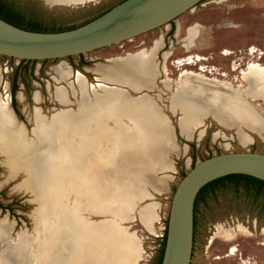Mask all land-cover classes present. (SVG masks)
<instances>
[{"label": "rangeland", "instance_id": "374dc122", "mask_svg": "<svg viewBox=\"0 0 264 264\" xmlns=\"http://www.w3.org/2000/svg\"><path fill=\"white\" fill-rule=\"evenodd\" d=\"M11 1L21 5L36 18L43 29L61 31L91 21L117 5L120 0H89L90 2L69 4V7L67 5L50 7L43 0ZM171 26L173 32H170ZM159 39L162 40V47L154 56L158 76L151 91L145 93L153 97L161 96V100L155 101L156 108L168 125L174 142L178 144L176 155L167 154L174 164L175 172L150 173L134 168L126 169L120 194L104 197L93 194L85 196L86 209L80 213L84 220L82 231L75 225L79 219L75 218L77 214L74 213H72L73 223L58 224V219L65 220L66 215L65 211L60 212L55 206L60 205L65 208L70 202L60 194L48 200L43 196L37 197L29 186L32 183L29 173L17 162L16 155L24 150L22 139L34 146L41 145L39 137L35 134V108L47 120L60 112L70 111L77 114V100L81 95L76 83V71L83 74L92 85L102 82L103 80L89 69H95L97 65H110V62H106L109 59L128 66L127 58L131 54L143 49L150 51ZM251 47L253 48L249 54L248 49ZM188 56L189 59H182ZM175 60L178 61L174 63ZM62 61L66 62L72 71L69 76L70 82L73 81L72 90H69L70 101L67 105L60 104L53 96L57 88L66 85L59 77L53 78L55 75L52 68ZM257 64L264 68V0H204L176 19L175 24L160 27L131 41L82 56H74L71 60H56L45 64L39 61L37 64H32L31 67H41V72L37 78H31L32 73L26 72L27 85L23 84L22 78L17 77L19 90L15 97V107L11 89L20 61L0 56L3 81V84H0V97L8 98L10 112L17 123V131L12 133L11 142L6 141L0 146V232H3L0 238V264H33V261L25 258L21 252L15 253L14 257H7L9 246L20 249L31 244L30 251L40 254L37 242L42 244L50 240L45 239L44 234L53 225L61 231L59 236L61 234L68 235L71 239H81V237L88 239L87 244L84 240L82 251L79 247L78 250L74 248L76 258L71 260V264H127L134 256L141 258L140 264H156L174 191L183 176L192 168V163L225 153L247 151L264 154V127L253 129L258 132V135H255L248 124L231 118H228L224 125L210 117L204 118L202 123L193 125L190 136L187 137L182 126L184 117L200 115L189 109L172 108L169 98L177 90V80L181 74L191 72L199 73L198 75L205 79L226 82L239 90L254 110L264 118V91L259 85V82L264 80V74L253 68ZM166 81L171 85L170 91L164 87L163 82ZM250 82H253L252 85ZM5 86L6 90H4ZM93 90V87H89L87 92L91 93ZM36 92L37 102L33 99ZM128 93L132 97L139 95L131 91ZM99 94L100 91L96 95ZM122 121L129 123L126 118ZM108 127H113L111 121L107 122ZM113 129L117 130L115 127ZM121 130L139 141V136L127 126L123 125ZM252 137L254 140L251 139ZM250 141L254 142L248 145ZM106 166L111 168V165ZM166 175L170 177H164ZM105 185L106 187L110 185V181L105 180ZM139 186L145 187L153 197L149 200L150 196L143 194ZM123 195L126 197H122ZM248 196L242 189L237 191L229 187L217 191L207 199L203 208V219L200 220L197 228L198 245L194 244L191 264H238L237 258L233 257L235 249H232L228 255L233 258L211 261L213 252L221 256L227 248L236 244L239 245L238 253L242 254L243 260L248 261L249 264H264V233L260 230L264 229V209L260 201L255 202ZM71 199L74 201L76 195L72 194ZM49 200H52L50 206L45 205ZM74 202L75 211L78 202ZM127 204L134 207L133 212L128 210L122 213V210H118L129 209ZM113 206L118 213L112 214ZM141 209L142 211L151 209L155 217V222L149 227L140 221ZM55 216L58 219H54ZM214 226L219 234H216L218 236L214 246L210 247L212 232L216 231ZM98 229L100 232L97 231ZM116 229L119 231L117 232ZM117 238L124 240L125 246H122ZM75 243L79 245L77 240ZM199 246L200 248L196 249ZM214 248L218 251H214ZM116 250L117 254H115ZM84 258L89 259L84 260Z\"/></svg>", "mask_w": 264, "mask_h": 264}, {"label": "bare ground", "instance_id": "6f19581e", "mask_svg": "<svg viewBox=\"0 0 264 264\" xmlns=\"http://www.w3.org/2000/svg\"><path fill=\"white\" fill-rule=\"evenodd\" d=\"M44 1L50 2L54 6H63V5L68 6L69 4L82 3L89 0H44ZM161 47H162V40L159 39L155 42L153 48L150 51L143 49L136 52L135 54H131L127 58L128 66H124L123 64H119L116 61L109 59L107 62H110V65L108 64L97 65L96 68L93 70V72L98 77H100L99 79L101 78L105 79L104 81L108 80V82L111 81L116 83L117 85L129 87L134 91H141L143 89H146L147 92H150L151 88L154 85V81L157 79L158 76L156 66L154 64V60H155L154 56L157 53V51L161 49ZM253 68L257 69L260 73L264 74V68L261 65L259 64L254 65ZM54 69L63 80L67 79L68 75L72 72L71 68H69V66L64 61H62ZM1 73L2 72L0 71V84L1 83L3 84V81L1 80ZM198 74H194L191 72H188L186 74L185 73L181 74L176 82L177 90L173 92L171 97L169 98L173 109L175 108L189 109L191 111L197 112L200 115V116L190 115L184 117V119L188 121V124L190 126L195 123H198L200 119H203L205 116L209 114L212 115L214 119L218 121L221 125H224V123L228 121V118H231L233 120L241 121L244 124L245 123L248 124L249 127L252 128V130L264 127V123L261 119L262 116L254 110V108L246 100L247 98H244L239 90L231 87L226 82H222L219 80L205 79L199 76ZM76 78H77L79 93L81 95L80 99L77 100L78 113L73 114L70 111L60 112L47 120L42 117L38 109L35 110V114H34V117L36 119L35 134L37 137H39L41 145L39 147L34 146L28 143L27 141H25L24 139H22L24 150L16 156L18 158L17 162L21 164V167L24 168L25 171L27 170V172L29 173L30 178L32 179V183L31 185L29 184L28 185L36 193L37 197L43 196L45 197V199L48 200L52 196L60 194L65 196L67 198V201L70 202L66 204L65 208H62L60 205L55 206V209H59L60 212L61 210L65 211V215H66L64 217L62 215L63 213L61 214L66 221L58 219V217L56 216L54 217V219L59 220L58 224L63 222L67 224L72 222L73 220L72 213H74L77 214L75 218L78 217L79 219L75 225L79 226L82 231L84 229V223H83L84 220H82L83 218H81L80 213L82 211H85L86 209V203H85L86 197H84L83 195L76 196V199L74 201L78 202L77 203L78 206L77 209L74 211L73 203L75 202L72 201L70 194H68L71 191L63 192L61 189H58L57 193L55 194L51 193L52 189H54L53 185L55 184V178H54L56 177L55 173L59 171V168L61 167L60 161H62L65 158L64 156L65 149L72 150L73 153L77 154L78 156H81L83 161H86V159L92 160V158L96 156H99L98 161L103 159L102 155H99L98 152L100 151V147L96 145L98 142L104 143V147L102 150L105 156H108L111 150L120 151V153L117 154V156H120V161H119L120 163H118L119 164L118 170L109 168V170L107 171L109 173V176L111 175L114 176L116 187L114 190L113 189L111 190L110 185H107V187L105 185L104 194L101 193L99 194L104 197L107 195L115 196L120 194L122 192L121 189H123L122 182L124 181L120 179L119 176L122 174H123L122 176H125L126 169L134 168V166H130L131 163L129 164V159H127V155L129 156L130 154L128 153L127 155H124L125 151L128 150L134 153L135 149L129 146L133 144L145 143V141L148 139V137L152 132L155 133L156 136L160 135L162 139L161 143L163 144L161 148L151 147V146L146 148L141 147L138 148V150L136 149L135 151L139 153L138 155L132 156L131 154L132 157L138 158L137 167L142 170L150 169L152 165L161 162V159H163V157L166 156L165 152L176 151L177 147L174 145L172 141V136H170L168 128L165 126L163 116L159 112V109L156 108L157 105L155 101L161 100L160 95H157V97H153L145 93L144 95L141 94L140 97L132 98L128 95L127 92H125V90L123 91L120 89H113L108 86L102 85L101 83L94 85L93 86L94 90L92 91L91 95H88L84 75L79 72H76ZM163 84L165 89L167 91H170L171 89L170 83L166 81L163 82ZM259 85L264 91V80L260 81ZM6 86L4 87L5 88L4 90H6L7 88ZM99 91L100 94L98 96L96 94ZM92 94L94 95V97H92ZM54 96L55 99L60 104L65 103L64 93L60 88L56 89ZM8 110H9L8 102L4 97L3 98L0 97V129L3 127L5 128L6 131H8L9 140L7 141L11 142L12 133L17 131V123L14 120V118H12V116L9 115ZM123 118H126L129 121V123L128 124L124 123L122 121ZM184 119L182 126L185 125ZM108 121H111L113 127H115L117 130L113 129V127L107 128ZM123 125L131 129V131H134V133H136V135L139 136V141H136L134 137H132V135H129L128 133H127L128 135L124 134L121 130V127ZM254 132L258 134V132L256 131ZM119 145L120 147H118ZM61 149L63 150V152ZM75 158L76 157L73 156L74 160ZM112 158L110 157V159ZM134 160L135 159L132 160V165L133 162H135ZM94 163L91 164L92 166H88L89 168L88 167L87 169L84 168L87 170V174H91V176H98L99 174V176L102 179H104V175L102 174L100 175V173H98L97 166L96 167L93 166ZM67 172L68 171H66V173ZM40 175H42V177H40ZM69 175L71 174L69 173ZM107 176L108 175H106V177ZM79 178L80 177H77V179ZM89 179L87 180L88 184H92V183L96 184L95 180H92L93 177ZM73 186L74 188L72 189L75 192V190L77 189V185H75L74 183ZM99 186L101 189V183ZM96 188H98L97 184H96ZM99 191L101 192L102 189ZM122 197H124V195ZM57 199H59L58 196ZM50 201L52 200L46 202L45 205L50 206L49 204ZM122 201L124 200H121V202ZM57 203H61V202H57ZM127 206L129 207V209L121 208L118 210L119 211L122 210L123 211L122 213H125L128 210L130 212L134 211V207L132 208L130 204H127ZM59 210L58 213L60 214ZM150 210L151 209L142 211L141 209L139 215L142 223L146 227H149L151 224L155 222V217ZM86 211H88V208ZM111 212L112 214L118 213L117 210H114V206L112 207ZM57 230L58 229L56 228L55 225L50 226L49 230L44 234V238L50 240L45 241L42 244H40V242H37V246L39 247L40 254H36L30 251V245H31L30 244L28 245L29 247L25 245L20 249L9 246L7 257L9 258L14 257L15 253L21 252L25 258L29 259L30 261L32 260L33 264H71V260H74L76 258V255L74 256V248L78 250L79 247L82 251V246H83L82 244L84 240L87 244L88 239H82V237L81 239H71L70 236L68 235L62 236L61 234L59 236V232L61 231L59 230L57 231ZM61 230L63 231L64 229ZM117 230L118 229H116V231ZM97 231L100 232L99 229ZM2 236H3V232H0V238H2ZM119 236L121 237V235ZM117 239L118 242L122 244V246H125L124 240L121 241V238H117ZM76 240L77 242H79L78 246L75 243ZM115 254H117V250ZM86 258H84V260ZM140 263H141V258L139 256L131 257L130 260L127 262V264H140Z\"/></svg>", "mask_w": 264, "mask_h": 264}, {"label": "water", "instance_id": "95a60500", "mask_svg": "<svg viewBox=\"0 0 264 264\" xmlns=\"http://www.w3.org/2000/svg\"><path fill=\"white\" fill-rule=\"evenodd\" d=\"M203 1L124 0L87 24L52 33L27 31L0 19V56L42 62L85 55L167 26ZM174 135L177 139L175 132ZM231 175L264 182V154L247 151L219 154L196 163L186 173L171 200L161 264H191L195 200L206 185Z\"/></svg>", "mask_w": 264, "mask_h": 264}, {"label": "crops", "instance_id": "0c3cea01", "mask_svg": "<svg viewBox=\"0 0 264 264\" xmlns=\"http://www.w3.org/2000/svg\"><path fill=\"white\" fill-rule=\"evenodd\" d=\"M108 61V60H107ZM61 63V62H60ZM59 63V64H60ZM58 64V65H59ZM32 66V64L31 63H23V65H22V69H23V73H24V75L26 74V72H28V73H32V77L31 78H37V75L38 74H40V72H41V67H31ZM57 66V65H56ZM56 66H54V68L56 67ZM54 68H52V71H53V73H54V75H55V77L53 76V78H57V77H59L61 80H62V82L65 84L66 83V85L65 86H61V90H62V92L64 93V102L65 103H61V104H64V105H67L68 104V102L70 101V99H69V90H72V83H73V81L72 82H70V74L68 75V77H67V79H65V80H63L58 74H57V72L55 71V69ZM93 70L94 69H89V71H91L92 73H94L93 72ZM95 74V73H94ZM84 79H85V82H86V86H87V89H89V87H93L94 85H97L98 83H101L102 85H105V86H108V87H110V88H113V89H120V90H125V92H127L128 93V91H131V92H133V93H136V94H143V93H145V91H146V89H143V90H141V91H134V90H132V89H130L129 87H126V86H120V85H117L116 83H114V82H111V81H109L108 82V80H106V81H104L105 79H103V78H101L103 81L102 82H97L96 84H90V82L87 80V78L84 76ZM69 82V83H68ZM111 82V83H110ZM76 83H77V78H76ZM112 85V86H111ZM117 85V86H116ZM119 86V87H118ZM123 87V88H122ZM124 88H126V89H124ZM56 91V90H55ZM55 93V92H54ZM92 93V92H91ZM91 93H89L88 92V95H91ZM128 95H129V93H128ZM54 96V95H53ZM130 96V95H129ZM72 97H73V95H72ZM130 97H132V96H130ZM54 98H55V96H54ZM132 98H136V97H132ZM6 99V101L8 102V98H5ZM33 99H34V101L35 102H37L38 101V93H35L34 94V97H33ZM20 100V99H19ZM56 100V99H55ZM57 101V100H56ZM58 102V101H57ZM8 106H9V104H8ZM35 110H37V108H35ZM8 113H9V115L10 116H12V118H14L13 117V115L11 114V112H10V108H9V110H8ZM34 114H35V111H34ZM40 114H41V112H40ZM42 115V114H41ZM207 117H210V118H212L213 120H215L214 119V117L212 116V115H207V116H205L204 118H207ZM203 118V119H204ZM164 119V118H163ZM203 119H200L199 120V124L200 123H202V120ZM14 120H15V118H14ZM185 120V119H184ZM216 121V120H215ZM185 122V125L183 126V130L186 132V135H187V137L188 136H190L189 135V133L191 132V130H192V127H193V125H195V124H197V123H195V124H193V125H189L188 124V121L187 120H185L184 121ZM217 123H219L218 121H216ZM164 123H165V126L168 128V131H169V134H170V136H172V133H171V131H170V129H169V127H168V125L166 124V122H165V120H164ZM182 124H183V121H182ZM220 124V123H219ZM255 135L257 134V133H255L254 131H252ZM258 135V134H257ZM251 139H253V138H251ZM7 140H9V134H8V131H6L5 130V128H1L0 129V146H2ZM25 140V139H24ZM254 140V139H253ZM26 141V140H25ZM161 141H162V139H161V137H160V135H155V133H151L150 134V136L148 137V139L145 141V143H142V144H133V145H131V146H129V147H132V148H134L135 150H134V153L132 152V151H125V154L124 155H127L128 153L130 154L129 156L127 155V159H129V164H130V166H134V168L135 169H139L138 167H137V164H138V158H136V157H132V156H136V155H138L139 153H137V152H135L136 151V149L138 150V148H141V147H162L163 146V144L161 143ZM172 141H173V143H174V145L176 146V147H178V144H176L175 142H174V140H173V138H172ZM188 142V141H187ZM253 142L254 141H250L248 144H253ZM94 145V144H93ZM96 145H98V147H100V151H98L99 152V155H102V158L103 159H101L100 161H98L99 160V156H96V157H93L92 158V160H89V159H86V161H83V159L81 158V156H78L77 154H75V153H73V151L72 150H68V149H65V151H64V156H65V158L62 160V161H60V168H59V171H57L55 174V176L56 177H54L55 178V184L53 185V187H54V189H52V191H51V193H57L58 192V189H61L63 192H68V191H71V192H69L68 194H70V196L72 195V194H75L76 196H78V195H83L84 197L85 196H88L89 194H93V195H99L100 193L101 194H104V191H105V179H107L108 181H110V187H111V190L113 189H115V187H116V184H115V181H114V176L113 175H111V176H109V173L107 172L108 170H109V167L108 166H106L107 164L109 165H111V168L112 169H117L118 170V168H119V164L118 163H120L119 161H120V156H117V154H119L120 153V151H116V150H111L110 152H109V154H108V156H105L104 155V153H103V147H104V143L103 142H98ZM114 147H116V146H114ZM118 147H120V145L118 146ZM124 147H126V146H124ZM62 150V149H61ZM62 152H63V150H62ZM131 154H132V156H131ZM167 154H171V155H176L177 154V152L176 151H168V152H165V155L166 156H164L163 157V159H161V162H158L157 164H155V165H152L151 167H150V169H145L144 171H148V172H150V173H155V172H161V173H173V172H175L174 171V164L173 163H171L172 161H171V159L167 156ZM73 156H75L76 158H75V160L73 159ZM115 156V157H114ZM110 157L112 158V159H110ZM167 157V158H166ZM107 158V159H106ZM118 158V159H117ZM135 159L134 161L135 162H133V165H132V160L133 159ZM132 159V160H131ZM167 159H169L170 160V162H169V160H167ZM77 160V161H76ZM105 160H107V161H105ZM111 160V161H110ZM66 161H67V163H66ZM76 161V162H75ZM114 163H113V162ZM118 161V162H117ZM95 162V163H94ZM63 163V164H62ZM65 163V164H64ZM69 163H70V166H69ZM94 163V167H96L97 166V169H98V173H100V175L102 174V175H104V179H102L100 176H99V174H98V176H91V174H87V167L88 166H92L91 164H93ZM135 163V164H134ZM102 166H101V165ZM100 165V166H99ZM69 167V168H68ZM100 167V168H99ZM84 168H86V169H84ZM89 168V167H88ZM162 168V169H161ZM68 169V170H67ZM69 169H70V171H69ZM169 169V170H168ZM81 170H83V171H81ZM100 170V171H99ZM120 170V169H119ZM139 170H142V169H139ZM66 171H68L67 173H66ZM84 171H85V174H84ZM71 172H73V173H71ZM65 173V174H64ZM69 173L71 174V175H69ZM81 173H82V175H84L85 176V178H84V176H82L81 175ZM112 174H113V172H112ZM87 175V176H86ZM106 175H108L107 177H106ZM120 175V174H119ZM123 175V174H122ZM122 175H120L119 176V178L120 179H122L123 180V177L124 176H122ZM77 177H80L79 179H77ZM87 177V178H86ZM93 177V179L92 180H95V183L97 184V187L98 188H96V184H88V182H87V180L89 179V178H92ZM97 177V178H96ZM164 177H170V175H166V176H164ZM74 178V179H73ZM76 178V179H75ZM67 179V180H66ZM100 179V180H99ZM90 180V179H89ZM97 180V181H96ZM74 183H75V185H77V189L75 190V192L73 191V189L72 188H74ZM100 183H101V189H102V191L100 192L99 190H101L100 189ZM109 187V188H110ZM139 187H141L140 189L142 190V193L144 194V193H146L148 196H150V198H149V200L153 197V195L151 194V193H149L146 189H145V187H142V186H139ZM91 188V192H89V189ZM94 188V189H93ZM88 190V191H87ZM88 192V193H87ZM112 192V191H111ZM87 193V194H86ZM140 218V217H139ZM140 221H141V219H140ZM142 222V221H141Z\"/></svg>", "mask_w": 264, "mask_h": 264}, {"label": "trees", "instance_id": "16d2710c", "mask_svg": "<svg viewBox=\"0 0 264 264\" xmlns=\"http://www.w3.org/2000/svg\"><path fill=\"white\" fill-rule=\"evenodd\" d=\"M124 1V0H122ZM121 3V2H120ZM119 4V3H118ZM111 9V8H110ZM108 9V10H110ZM106 10L105 12H107ZM103 12L102 14H104ZM100 14V15H102ZM99 15V16H100ZM97 16V17H99ZM96 17V18H97ZM0 19L17 27L20 29H24L27 31L31 32H62L66 30H71L74 28H69L66 30H45L40 26L39 21L32 17L29 12H27L21 5L18 3L11 1V0H0ZM95 19V18H94ZM93 20V19H92ZM90 22V21H89ZM86 22L85 24H87ZM84 25V24H83ZM82 26V25H81ZM77 28V27H76ZM174 30V29H173ZM173 32V31H172ZM82 56V55H81ZM72 57L67 58L71 60ZM50 61H56V60H46L42 61V64H45ZM23 63H31V64H37L39 61H20V66L16 70L13 82H12V102L15 107L16 103V94L19 90V85L16 83L17 77L22 78V82L24 85H27L25 83V75L23 73L22 65ZM85 64V63H83ZM34 78V77H33ZM210 158V157H209ZM195 162L192 163V168L195 166ZM186 175V174H185ZM184 175V176H185ZM183 176V177H184ZM234 188L237 191L242 189L248 196L249 198H252L253 201L257 202L260 201L262 203V208L264 209V182L257 180L255 178L249 177V176H244V175H231L227 177L220 178L218 180H215L208 185H206L204 188L201 189L199 192L196 200H195V205H194V236L196 233V230L198 228V225L200 223V220L203 219V208L205 207L207 203V199L210 196H213L214 194L217 193V191L220 190H225L226 188ZM165 231H164V236L161 240V246L158 251V257L156 264H161L162 262V257L164 253V248H165V240H166V229H167V221L165 222ZM194 244H195V239H194ZM193 252H194V245H193Z\"/></svg>", "mask_w": 264, "mask_h": 264}, {"label": "flooded vegetation", "instance_id": "af4514ba", "mask_svg": "<svg viewBox=\"0 0 264 264\" xmlns=\"http://www.w3.org/2000/svg\"><path fill=\"white\" fill-rule=\"evenodd\" d=\"M120 2H122V0H120L119 1V3ZM172 24H175V21H173V22H171ZM170 23V24H171ZM173 31V26H171V31L170 32H172ZM164 48H165V46H164ZM107 61V60H106ZM12 96V95H11ZM257 223V222H256ZM214 229L216 230L215 232H212V234H213V237L211 238L212 240H211V242H210V247H213L214 246V244H215V240H216V238H217V236L218 235H216V234H219V232H218V229L214 226ZM257 229V227H256V225H255V230ZM261 231H262V233H264V229L262 228V229H260ZM198 236H197V230H196V233H195V236H194V239H195V244L196 245H198ZM237 246H239L238 244H236L235 246H233V247H229V248H227L226 249V252L224 253V254H222L221 256H219V255H216V253L215 252H213L212 254H211V261L212 262H216V261H220V260H222V259H225V258H233V257H229L228 255L230 254V252H231V250L232 249H235L236 250V252H235V256L234 257H236L237 258V263L238 264H246V260H243V258H242V254L241 253H238L239 252V249L237 248ZM200 248V246L198 247V248H196V249H199ZM214 251H218L217 249H215L214 248Z\"/></svg>", "mask_w": 264, "mask_h": 264}, {"label": "built area", "instance_id": "2783aa9c", "mask_svg": "<svg viewBox=\"0 0 264 264\" xmlns=\"http://www.w3.org/2000/svg\"><path fill=\"white\" fill-rule=\"evenodd\" d=\"M130 41H131V40H130ZM252 48H253V47H251L250 49H248L249 54H251V50H252ZM189 57H190V56H188V57H186V58H182V59L186 60V59H189ZM177 61H178V60H175L174 63H176ZM4 65L6 66L7 63L4 64ZM76 72H77V71H76ZM11 97H12V96H11ZM233 257H234V256H233ZM246 264H249V262L247 261Z\"/></svg>", "mask_w": 264, "mask_h": 264}]
</instances>
